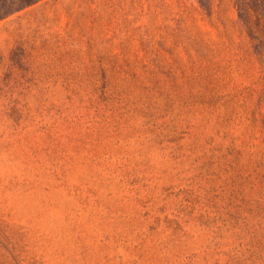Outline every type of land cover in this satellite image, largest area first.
<instances>
[{"label": "rangeland", "instance_id": "rangeland-1", "mask_svg": "<svg viewBox=\"0 0 264 264\" xmlns=\"http://www.w3.org/2000/svg\"><path fill=\"white\" fill-rule=\"evenodd\" d=\"M259 1L0 14V264H264Z\"/></svg>", "mask_w": 264, "mask_h": 264}, {"label": "trees", "instance_id": "trees-1", "mask_svg": "<svg viewBox=\"0 0 264 264\" xmlns=\"http://www.w3.org/2000/svg\"><path fill=\"white\" fill-rule=\"evenodd\" d=\"M40 0H0V14L9 15L15 11L21 10L27 6H30ZM264 1H259V6L255 10V16L258 20L264 18V12L262 10V3ZM240 16L243 20L249 22L251 17V12L248 10H241ZM261 30V29H259Z\"/></svg>", "mask_w": 264, "mask_h": 264}]
</instances>
